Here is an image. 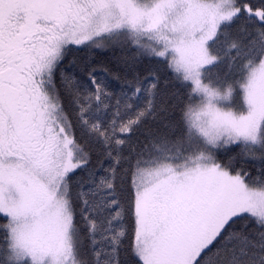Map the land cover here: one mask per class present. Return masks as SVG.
<instances>
[{
	"label": "snow or ice",
	"instance_id": "1",
	"mask_svg": "<svg viewBox=\"0 0 264 264\" xmlns=\"http://www.w3.org/2000/svg\"><path fill=\"white\" fill-rule=\"evenodd\" d=\"M0 264H264V0H0Z\"/></svg>",
	"mask_w": 264,
	"mask_h": 264
}]
</instances>
